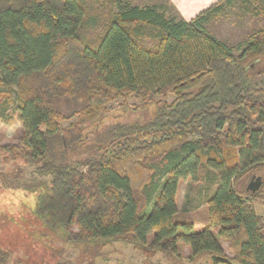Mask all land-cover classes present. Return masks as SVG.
<instances>
[{"label":"trees","instance_id":"trees-1","mask_svg":"<svg viewBox=\"0 0 264 264\" xmlns=\"http://www.w3.org/2000/svg\"><path fill=\"white\" fill-rule=\"evenodd\" d=\"M233 1L186 20L121 0H0V94L16 89L22 123L0 153L49 177L35 191L43 226L73 242L128 238L169 257L182 244L208 264H264L254 206L264 179L256 191L238 189L264 172V28L239 53L208 30ZM132 95L153 115L111 124L85 144L84 127L118 99L129 108ZM183 180L205 185L198 219L179 217ZM8 261L0 250V264Z\"/></svg>","mask_w":264,"mask_h":264},{"label":"rangeland","instance_id":"rangeland-1","mask_svg":"<svg viewBox=\"0 0 264 264\" xmlns=\"http://www.w3.org/2000/svg\"><path fill=\"white\" fill-rule=\"evenodd\" d=\"M132 5H158L167 15L177 11L169 0H121ZM264 28V0H234L225 11L208 24L211 34L226 42L234 52L239 53L246 40ZM11 95V101L8 97ZM160 97H157L158 99ZM16 89L0 94V146L14 144L22 134V123L15 110ZM123 99L108 105L106 115L97 122L87 124L83 129L85 144L117 122H142L150 118L155 110L153 105H144L142 97L132 95L127 100L129 108H124ZM75 119L65 121L68 127ZM89 150L81 155L91 154ZM76 154V153H75ZM80 156V155H79ZM35 166H26L12 161L0 153V250L9 253L6 264H56L68 261L71 264H208L209 255L191 259L188 246L180 245L179 257H169L163 252L137 246L128 238L90 243L73 242L58 228H47L41 224L33 211L36 203L37 185L49 183L48 176L31 173ZM264 179V172H253L238 183L239 191L248 193L250 183L257 178ZM34 183V184H33ZM247 189V190H246ZM205 185L183 180L180 183L177 204L179 217L187 214L198 219L205 209ZM255 208L264 217V191L262 197L254 201ZM203 227L197 225V229Z\"/></svg>","mask_w":264,"mask_h":264},{"label":"crops","instance_id":"crops-1","mask_svg":"<svg viewBox=\"0 0 264 264\" xmlns=\"http://www.w3.org/2000/svg\"><path fill=\"white\" fill-rule=\"evenodd\" d=\"M169 1L171 2V4H173V6L175 7V9L177 11V14L180 17H182L186 20H189V19L195 17L201 11H203L206 8H208L209 6H211L212 4L218 2L219 0H169ZM179 186H180V184H179ZM219 242H220L224 252L228 256H232V252H231L230 247H229V242L222 240V239H219ZM187 248H189V247H187ZM190 253H191V250H190ZM209 262H210V259H209Z\"/></svg>","mask_w":264,"mask_h":264},{"label":"water","instance_id":"water-1","mask_svg":"<svg viewBox=\"0 0 264 264\" xmlns=\"http://www.w3.org/2000/svg\"><path fill=\"white\" fill-rule=\"evenodd\" d=\"M260 186H261L260 178H257V183L255 185H253V183H250L248 189L252 191H256L257 189H259Z\"/></svg>","mask_w":264,"mask_h":264}]
</instances>
